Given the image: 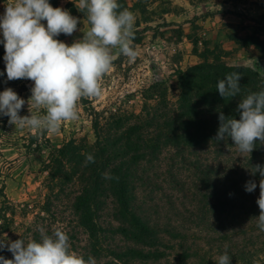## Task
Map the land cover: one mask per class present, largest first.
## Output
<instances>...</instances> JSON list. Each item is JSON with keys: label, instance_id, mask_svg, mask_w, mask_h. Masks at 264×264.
Returning <instances> with one entry per match:
<instances>
[{"label": "trees", "instance_id": "1", "mask_svg": "<svg viewBox=\"0 0 264 264\" xmlns=\"http://www.w3.org/2000/svg\"><path fill=\"white\" fill-rule=\"evenodd\" d=\"M202 58L179 72L175 101L157 84L138 114L91 109L95 141L72 137L51 148L41 202L15 203L0 190V238L39 240L37 226L49 234L62 226L72 249L97 264H217L225 252L231 264H264L254 218L260 174H252L264 165V144L249 156L230 137L215 139L219 114L239 119L240 99L264 90V76L227 65L217 48ZM232 72L242 74L241 92L224 99L216 84ZM88 153L95 163L85 166ZM0 256L13 259L6 247Z\"/></svg>", "mask_w": 264, "mask_h": 264}, {"label": "clouds", "instance_id": "2", "mask_svg": "<svg viewBox=\"0 0 264 264\" xmlns=\"http://www.w3.org/2000/svg\"><path fill=\"white\" fill-rule=\"evenodd\" d=\"M76 7L86 13L90 27L82 39L70 45L56 37L76 32L79 18L62 7H53L49 0H12L0 16L7 80L34 82L27 101L12 88L0 92V116L8 117L10 125L27 129L37 137L59 134L66 122L79 120V102L103 94V77L113 68L114 61L123 55L134 63L140 54L134 45L136 17L118 0H77ZM241 78V73L232 72L220 79L216 84L220 96H238ZM26 103L36 111L29 109L30 115L21 116ZM236 111L239 119L219 114L215 139L230 137L240 153L250 156L256 141L264 144V90L240 99ZM89 163H95L91 153L86 154L85 166ZM256 172L260 174L256 200L260 213L254 218L264 232V165H255L252 174ZM103 177L119 179L110 172L103 173ZM256 188L253 180L245 184L246 192ZM37 231L39 240L0 238V249L6 247L13 255V259L0 256V264H97L95 257L89 255L85 259L72 249L62 226L55 227L51 234L43 226H37ZM231 259L225 252L217 257V264H231Z\"/></svg>", "mask_w": 264, "mask_h": 264}, {"label": "rangeland", "instance_id": "3", "mask_svg": "<svg viewBox=\"0 0 264 264\" xmlns=\"http://www.w3.org/2000/svg\"><path fill=\"white\" fill-rule=\"evenodd\" d=\"M11 2L0 3V16ZM76 3L77 0H62L58 6L80 21L71 36L56 37L69 45L82 39L90 27L86 13L79 11ZM124 8L136 17L134 45L140 54L134 63L123 55L114 61L103 77V94L79 102V120L66 122L59 134L37 137L0 116V190H5L13 202L42 201L46 178L43 164L51 148L72 137L95 141L91 109L106 117L117 111L138 114L146 102L144 97L155 94L149 89L157 84L166 87L169 100L175 101L179 72L202 63L208 50L217 48L229 66L251 67L264 76V0H125ZM42 23L46 25V21ZM4 55V45L0 43V73H4L0 75V92L12 88L27 101L34 82L7 80ZM29 109L36 111L26 103L20 115H30Z\"/></svg>", "mask_w": 264, "mask_h": 264}]
</instances>
